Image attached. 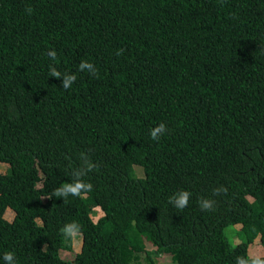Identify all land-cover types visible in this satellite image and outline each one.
I'll return each instance as SVG.
<instances>
[{"label":"trees","instance_id":"obj_1","mask_svg":"<svg viewBox=\"0 0 264 264\" xmlns=\"http://www.w3.org/2000/svg\"><path fill=\"white\" fill-rule=\"evenodd\" d=\"M0 162V264H264V0H0Z\"/></svg>","mask_w":264,"mask_h":264},{"label":"clouds","instance_id":"obj_2","mask_svg":"<svg viewBox=\"0 0 264 264\" xmlns=\"http://www.w3.org/2000/svg\"><path fill=\"white\" fill-rule=\"evenodd\" d=\"M28 11L31 12L32 9H28ZM49 56L55 58L56 53L55 52H50ZM84 69H88V70L93 71V72L95 71L92 64H90L88 62H81L80 70H84ZM51 75L59 78L61 74L58 71H56L55 69H52ZM75 79H76L75 76H71L70 78H66L64 80V83H63L62 86L65 89H68L71 86L72 82L75 81ZM165 131H166V126L163 123H161L158 127H156L154 130L151 131V136L155 140V139L158 138L159 134H161V133H163ZM92 168H93V165L89 163L87 165V170L91 171ZM91 188H92L91 184H85V183L77 180L74 184H67V185H64L62 188L57 189L55 194L58 195V196L59 195L67 196L68 194L80 195V193L82 191H90ZM189 197H190V193L189 192H187V191L181 192L179 194V198L178 199L174 198L175 199V205L178 208L183 209L185 206H187V204L189 202ZM201 206H202L203 209H210L212 207V202L204 200V201H202V205ZM76 227L77 226L75 224L69 225L66 228V232L68 234H73V232L76 229ZM4 259L6 261H8V264H12L13 259H14V254L13 253H6L5 256H4ZM239 264H244V262L242 260H239ZM253 264H261V262L260 261H253Z\"/></svg>","mask_w":264,"mask_h":264},{"label":"rangeland","instance_id":"obj_3","mask_svg":"<svg viewBox=\"0 0 264 264\" xmlns=\"http://www.w3.org/2000/svg\"><path fill=\"white\" fill-rule=\"evenodd\" d=\"M9 169V165L6 163L0 162V173L4 174ZM135 170L139 177H144L143 170L140 167H135ZM96 213L92 216V219L94 222H96L102 215V211L97 208L95 209ZM5 218L8 221H12L14 218V212L11 209H7L5 213ZM241 228L240 225H237L234 227V229L239 230ZM228 233H230L232 241L234 244H239L241 241L239 239V236L233 229H228ZM82 236L81 235H75L73 240V249L71 252L69 251H61V257L64 259H71L74 254L79 253L81 251L82 247ZM249 256L252 258H260L264 255V248L260 242V237H258L250 246L248 249ZM160 264H177L175 263L170 257H162L160 259Z\"/></svg>","mask_w":264,"mask_h":264}]
</instances>
